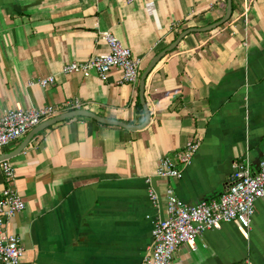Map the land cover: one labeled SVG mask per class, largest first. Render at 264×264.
Returning a JSON list of instances; mask_svg holds the SVG:
<instances>
[{
	"label": "crops",
	"instance_id": "obj_1",
	"mask_svg": "<svg viewBox=\"0 0 264 264\" xmlns=\"http://www.w3.org/2000/svg\"><path fill=\"white\" fill-rule=\"evenodd\" d=\"M231 3L225 23L187 34L147 75L143 99L150 119L143 129L72 117L41 129L9 159L11 187L25 209L4 230L20 239L21 264H140L154 217L165 216L166 186L191 206L227 190L234 162L246 159L253 173L258 170L264 153V0ZM226 5L0 0V118L16 106H55L56 116L80 109L139 126L145 119L139 79L151 59L184 31L218 23ZM106 31L141 61L135 83L118 84L114 70L106 80L61 73L67 63L106 53L100 38ZM51 76L54 83L45 88L30 84ZM75 101L78 108H59ZM47 120L1 148L0 158ZM189 141L199 148L181 177L156 178L159 161L180 157ZM4 187L0 170V193ZM150 189L159 208L148 197ZM245 261L264 264V197L255 203L247 238L233 222L224 223L198 236L195 250L181 245L170 264Z\"/></svg>",
	"mask_w": 264,
	"mask_h": 264
},
{
	"label": "built area",
	"instance_id": "obj_2",
	"mask_svg": "<svg viewBox=\"0 0 264 264\" xmlns=\"http://www.w3.org/2000/svg\"><path fill=\"white\" fill-rule=\"evenodd\" d=\"M246 10V7H245ZM107 52L90 57L82 62H70L61 69L63 75L81 74L89 77L96 74L106 80L111 71H117L118 84L135 83L139 77L140 60L132 56L130 50L109 32L100 33ZM54 83V77L41 79L36 83L45 88ZM59 108H78V102H64ZM57 107L45 106L23 109L20 106L8 109L0 118V149L23 137L42 120L55 117ZM198 141L186 143L184 153L178 158H162L155 171V177L162 180L179 179L182 168L188 165L198 150ZM0 170L5 187L0 193V264H21L24 249L20 239L5 232V225L25 209V202L11 187L15 170L9 160L0 161ZM150 180V179H149ZM147 179V181L149 182ZM148 197L155 208L160 207V198L152 189ZM264 197V153L258 170L252 172L246 159L232 165L229 186L217 199L187 206L174 194L170 186L165 188V216L158 214L153 219L151 245L140 264H170L175 251L181 245L195 250V240L205 231L220 229L224 223L233 222L243 237H248L255 203ZM148 218V217H147ZM244 264H251L245 261Z\"/></svg>",
	"mask_w": 264,
	"mask_h": 264
},
{
	"label": "water",
	"instance_id": "obj_3",
	"mask_svg": "<svg viewBox=\"0 0 264 264\" xmlns=\"http://www.w3.org/2000/svg\"><path fill=\"white\" fill-rule=\"evenodd\" d=\"M232 12V3L231 0H227V5H226V12H225V16L223 17V19H221L218 23H216L215 25H212L210 27L204 28V29H189L187 31H184L183 33H181L179 35V37L176 39L175 42H173L170 46H168L166 49H164L163 51H161L159 54H157L153 59H151V61L149 62V64L147 65L146 69L142 72L140 79H139V90H140V103L142 106V109L144 111V115H145V119L144 122L139 125V126H135V127H131L128 126L122 122H119L117 120H112V119H106L103 117H99L93 113H90L88 111L85 110H80V109H76L73 110L71 112H67L61 115H58L56 117H53L52 119L47 120L45 123H43V125L41 127H39L38 129H34L32 130L24 139L23 141L20 143V145L14 150V152L12 154H7V155H3L4 157L0 158V161L3 160H9L10 158H12L15 154L21 152L28 144V142L30 141V139L41 129L55 124L57 122L63 121L65 119L68 118H72V117H86V118H90L100 124H104V125H110V126H116V127H121L124 129H129V130H141L143 129L148 123H149V112L147 110V107L145 105L144 99H143V89H144V83H145V79L147 77V75L150 73V71L153 69V67L165 56V54L167 52H170L171 50H173L176 45L179 43V41L185 37L187 34L191 33V32H203V31H209L212 30L214 28H216L217 26H219L222 23H225Z\"/></svg>",
	"mask_w": 264,
	"mask_h": 264
},
{
	"label": "trees",
	"instance_id": "obj_4",
	"mask_svg": "<svg viewBox=\"0 0 264 264\" xmlns=\"http://www.w3.org/2000/svg\"><path fill=\"white\" fill-rule=\"evenodd\" d=\"M234 10V6H233V4H232V11ZM137 106L139 107V108H141V106H140V104H137Z\"/></svg>",
	"mask_w": 264,
	"mask_h": 264
}]
</instances>
